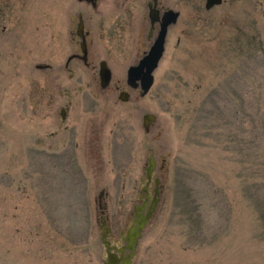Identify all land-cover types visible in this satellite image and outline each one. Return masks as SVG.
Masks as SVG:
<instances>
[{
	"label": "rangeland",
	"instance_id": "374dc122",
	"mask_svg": "<svg viewBox=\"0 0 264 264\" xmlns=\"http://www.w3.org/2000/svg\"><path fill=\"white\" fill-rule=\"evenodd\" d=\"M199 1L168 28L144 96L126 73L148 30L96 29L110 88L80 72L72 112L93 130L66 151L50 133L68 83L38 66L64 63L61 11L77 0H0V264H104L102 210L120 243L150 158L161 195L131 264H264V0Z\"/></svg>",
	"mask_w": 264,
	"mask_h": 264
},
{
	"label": "flooded vegetation",
	"instance_id": "af4514ba",
	"mask_svg": "<svg viewBox=\"0 0 264 264\" xmlns=\"http://www.w3.org/2000/svg\"><path fill=\"white\" fill-rule=\"evenodd\" d=\"M193 1L194 0H77V5H74L73 7H62V11H64H61V13H63L62 18L66 22H64L65 29L64 27L61 29H63V31L65 30L63 32L65 34V49L69 48L70 52L63 64H45L42 65L41 68L47 72V77L55 69L58 81L62 82L64 79H66L68 83L67 86L56 87V89L59 91L58 97L61 98L62 102L59 106V121L57 123V130L50 133V135L53 136L56 134V132L63 131L62 139L66 143V151H72V148L78 146L76 139L80 136L86 137L89 135V132L93 130V123L87 121L83 123V130L80 134L81 123L76 121V117H74L72 112V99H74L75 91L77 90V92H81L82 90V87H76V84L80 81V72H83L84 74H89V72H91V75L95 78L97 74L99 77V69L102 62H105L106 66L109 68L108 63L104 59L97 60L95 58L93 41L96 38V29L101 31L100 34H98L99 38L103 36L106 37L108 31L111 29H135L139 26H141L143 30L147 29L148 32L146 36V42L151 41V39L153 40L149 47L143 52L141 58L135 64L137 65L138 62L148 53L150 47L159 34L163 16L169 11L177 14L175 23L168 26V28L177 25L184 9L192 12L193 4L197 5L201 3L199 0H195L194 3ZM204 3V8L206 9V0ZM222 3H224V0H222ZM71 9L72 11H70ZM137 15H140L138 21ZM93 30L94 33L92 32ZM154 33L156 34L155 37ZM80 65H82L84 69H81ZM56 66L57 68H55ZM88 88L89 87L87 86L86 89ZM109 88L110 83L105 88L101 87L100 85V88H96V91L103 93ZM115 90L119 91V94L120 92L124 91L118 86H116ZM50 93L52 94V92ZM50 93L48 96V102L52 99ZM91 94L93 96V93ZM147 169L145 172L146 181H142L144 185L141 188V194L134 206L131 225L127 232L121 236L120 243L115 244L108 240L110 236V229L106 224V217L104 216L105 211L102 210L103 216L101 218L104 220L102 221L101 229L107 233V240L110 242V246L115 248L111 251L119 258H128V264L133 262L136 252V245L140 238L139 237L136 239V243L132 244L134 247V252H132V250L126 248L128 244V236L129 234L134 235V232L138 227V220L143 222L145 227L154 214L160 200L162 187L160 180L156 177H153V170L150 172V174H148ZM152 183L153 188L151 192L150 188ZM104 197L105 194L101 193L99 198V201L101 202L99 205L100 208H104L102 205V200ZM131 229H133V232H131ZM120 249H124L122 253L118 251ZM131 254L133 255L129 257ZM119 264H122V260Z\"/></svg>",
	"mask_w": 264,
	"mask_h": 264
},
{
	"label": "water",
	"instance_id": "95a60500",
	"mask_svg": "<svg viewBox=\"0 0 264 264\" xmlns=\"http://www.w3.org/2000/svg\"><path fill=\"white\" fill-rule=\"evenodd\" d=\"M222 0H206V10L211 9L214 6L220 5ZM177 14L172 11L167 12L162 19L161 28L159 34L157 35L154 43L150 47L148 53L138 62L137 65L130 66L126 73V84L128 87L132 89L140 88L141 95H146L151 89L154 83L153 72L158 67V64L163 56L165 50V41L167 36V28L171 24L175 23ZM41 68V66H38ZM99 79L101 87L105 88L111 81V72L110 69L106 66L105 62L100 64L99 69ZM129 94L127 92H120L118 95V99L122 102H126L128 100ZM154 120L153 115H145L143 118V126L145 130H148V126L151 121ZM154 168L153 158H150L149 167L147 169L148 174ZM102 221L104 220L101 218ZM144 228V223L138 220V227L134 232V235L129 234L128 236V244L126 246L127 249L132 250L134 252L133 243H136V239L140 237V233ZM108 232V229H107ZM133 232V229H131ZM102 243L105 247L106 251V262L104 264H119L122 260V264H128V258L121 257L119 258L116 254L112 253L111 250L115 249L110 246V242L107 240V233L102 230L101 235ZM124 249L118 250L119 252H123ZM133 254L129 255L131 257Z\"/></svg>",
	"mask_w": 264,
	"mask_h": 264
}]
</instances>
